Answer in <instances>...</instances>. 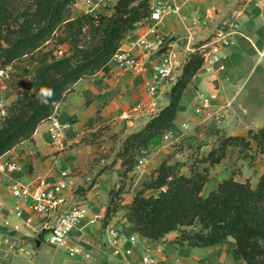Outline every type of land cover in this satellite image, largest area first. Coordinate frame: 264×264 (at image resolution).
<instances>
[{
	"label": "crops",
	"instance_id": "1",
	"mask_svg": "<svg viewBox=\"0 0 264 264\" xmlns=\"http://www.w3.org/2000/svg\"><path fill=\"white\" fill-rule=\"evenodd\" d=\"M164 2L178 6L179 12L165 15L157 24L144 19L126 35L120 49H127L142 37L151 40L155 29L158 35L172 38L180 52L182 65L178 68L177 77L188 57L186 48L196 49L203 45L216 30L222 28L228 31L232 45L220 52V64L224 66V71L216 76L219 82L217 92L213 93L205 86L206 76L199 74L200 68L182 93L174 124L167 132L170 140H164L163 136L154 138L147 148V164L138 172L127 173V178L137 175L135 184L142 178H151L154 170L170 154V145L177 143L184 146L183 154L186 156L176 153L175 161L171 158L167 164L174 173L187 176L192 165L191 157L206 156L216 146L218 137L244 135L249 130L259 128L251 127L255 124L264 127V5L256 6L253 0H150V7L154 10ZM98 12L104 14L102 9ZM110 12L111 9L105 13ZM60 50L66 52L68 47L63 45ZM134 55L138 70L120 69L110 61L106 74L98 72L74 84L72 91L56 107L60 123L71 124L60 144L51 142L49 124L45 121L37 127L30 141L20 143L0 157L12 159L20 168L19 171L0 173V225L10 216L15 204V199L9 193L12 186H29L33 190L40 182L50 185L60 181L61 174L65 173L69 203L83 202L87 210L84 220L71 232L69 245L84 248L91 264H140L145 247L152 249L160 264H246L243 260L234 261L226 244L179 246L174 242L176 232L169 233L159 241L138 236V244L130 256L115 257L105 248L104 242L100 243L101 218L110 190L120 184L121 165L119 159L112 157L106 161L94 160L102 149H98L99 145L95 142L112 138L123 141L128 135L139 131L168 103V92L172 85L162 87L160 106L153 112L150 107L152 98L146 91L145 82L151 75L154 59L139 52H134ZM198 94L208 101V108L201 113L195 112L200 105ZM216 115L220 116L219 120ZM205 166L207 164H203ZM259 175L254 179V185ZM210 178L209 175V181ZM90 183V188L82 192L83 201H78L76 192ZM213 187L207 182L203 193L206 194ZM124 191L121 195L123 203L129 204L139 189L130 194ZM23 219L26 224L20 232L10 233L9 243L13 248L19 244H30V247L39 249L42 237L38 246L35 241L39 233L42 236L46 233L43 230L44 220L26 206ZM121 223L123 225L116 228L122 236L134 235L131 227L125 224V219ZM2 249L0 264H12L11 256L15 251H10L8 244H3Z\"/></svg>",
	"mask_w": 264,
	"mask_h": 264
},
{
	"label": "trees",
	"instance_id": "2",
	"mask_svg": "<svg viewBox=\"0 0 264 264\" xmlns=\"http://www.w3.org/2000/svg\"><path fill=\"white\" fill-rule=\"evenodd\" d=\"M17 2L0 0V70L27 57L34 59L37 68L28 83L20 84L22 93L3 107L0 157L30 141L37 127L48 120L79 80L98 72L106 74L123 39L152 11L150 0H116L110 13L83 11L74 15L75 0H30L25 6L30 20L19 23ZM49 40L54 41V47L46 49ZM63 45L68 50L58 55ZM202 64L200 52L189 54L169 89L168 103L139 131L122 141L116 152L121 179L134 171L139 151L172 128L182 93ZM231 148L240 153L253 151L254 156L264 158V127L249 130L246 135L218 137L216 146L199 160L207 166L200 169L192 164L187 176L174 173L167 159L161 162L124 206V219L133 233L159 241L176 232L174 242L179 246L226 244L234 261L264 264V172L255 185L228 176L203 193L209 182V167L221 163ZM91 184L80 191L89 189ZM147 190L153 193L145 195ZM123 191V182L110 190L104 218L119 209Z\"/></svg>",
	"mask_w": 264,
	"mask_h": 264
},
{
	"label": "built area",
	"instance_id": "3",
	"mask_svg": "<svg viewBox=\"0 0 264 264\" xmlns=\"http://www.w3.org/2000/svg\"><path fill=\"white\" fill-rule=\"evenodd\" d=\"M253 2L256 6L264 5V0H253ZM74 6L84 12L96 11L95 8L97 7L94 0H75ZM178 12V6L169 2L160 3L151 11L147 20L154 21L157 24L165 15L177 14ZM152 33L153 38L151 40L142 37L131 43L125 50L119 48L112 56L111 61L117 68L135 71L138 70L139 66L134 52H139L154 59L151 75L145 82V88L152 98L150 107L155 112L160 106L159 95L162 87L165 84L174 82L178 68L181 67L182 63L179 58L180 52L175 48L172 38L158 35L155 29ZM231 45L230 33L220 28L198 50L187 47L186 53L189 55L195 51L200 52L203 64L199 74L204 77H216L220 72L224 71V66L220 64L221 49ZM5 70H0V76L4 74ZM197 99L200 105L196 107L195 112L201 113L202 110L208 108V101L202 98V94H198ZM4 115L5 110L1 107L0 117ZM216 118L219 120L220 116L216 115ZM47 122L49 124L48 132L51 142L54 145L60 144L65 137V133L71 128V124L60 123L56 108ZM163 139L166 141L170 140L169 134L165 133ZM148 157L149 152L147 149L139 151L134 167L135 172H138L147 164ZM19 170V166L12 159H0L1 174ZM66 176L65 173H62L61 180L50 185L40 182L39 186L33 190H30L29 186L23 185H14L9 189L10 195L15 199V204L10 213L12 220L9 219L10 216H7L0 225V252L3 250V244H8L10 251L17 250L9 243L10 233L20 232L22 226L26 224V220L23 219V209L26 206L44 220L43 230L48 233L46 243L49 246L55 249H65L71 257L81 256L85 259L89 258V254L81 246L69 245L71 232L84 220L87 210L83 202L69 203L67 197L68 183L64 180ZM137 244L138 236L136 234L124 237L116 227L106 226L104 246L110 251L111 255L115 257L130 256ZM0 259H2V255H0ZM139 262L140 264H160L149 247L144 248Z\"/></svg>",
	"mask_w": 264,
	"mask_h": 264
},
{
	"label": "rangeland",
	"instance_id": "4",
	"mask_svg": "<svg viewBox=\"0 0 264 264\" xmlns=\"http://www.w3.org/2000/svg\"><path fill=\"white\" fill-rule=\"evenodd\" d=\"M97 7L95 8L96 12L98 10L104 11V13L107 11L109 12L112 3L115 0H94ZM110 1V2H108ZM27 4H30V0H19L17 2V10L20 13L18 17V22L22 23L24 21L30 20V11L25 10V6ZM80 8H77L75 6L72 7V13L78 14L80 13ZM83 12V11H82ZM54 41L49 40L48 45L46 49H51L54 47ZM62 47V46H61ZM60 47V48H61ZM59 48V49H60ZM61 50L57 53L60 55ZM37 68V63L34 61L33 58L27 57L24 58L20 62H16L12 64L11 66L7 67L4 74L0 76V108L9 106L17 97L19 93H22V88L20 87L21 83H28L30 81V78L32 77L33 72ZM1 120V117H0ZM251 127L260 128V125L255 124L251 125ZM258 129V128H257ZM246 135V134H244ZM223 137L225 135H222ZM221 137V136H220ZM100 139V138H98ZM94 141V139L92 140ZM122 140H118V138H112L110 139H100L96 141L95 143L98 144V149H101L100 152H97V157L94 160H110L111 157L114 160H117L116 158V151L120 149V144ZM85 142V141H84ZM170 154L166 156V159L168 161L171 160L175 161L174 155L176 153L183 154L184 146H181L180 144H173L170 145ZM186 155L183 154V157ZM202 158V157H201ZM192 164H195L198 168H202L203 164L199 163L200 157H191ZM264 172V158L260 155H253V151H243L242 153L239 152L237 148H231L228 149L227 156L225 159L222 160L220 164L217 166H212L209 169V175L211 176L209 181V186H215L217 182L222 180L223 178H226L228 176H233V178L236 181L244 182L248 180L251 185H254V179L257 178V176ZM137 175L127 178L126 176L121 179L120 182H123L125 184V193H132L135 192L137 189L141 190L142 186L141 184L149 181V178L140 179L138 184H135V178ZM152 177V174L151 176ZM144 180V181H142ZM142 181V182H141ZM208 188V187H207ZM83 190H78L76 194L78 195V201L81 200ZM153 193V191L147 190L144 191L145 195H149ZM124 199L122 197H119V209L112 213L108 218H101V228H100V236L99 240L100 243L104 242L105 238V228H103V223H106V226H122L121 220L124 219L125 209L124 206L126 204L123 203ZM107 206V205H106ZM106 209V207H105ZM105 214V211H104ZM11 220V216L9 217ZM126 224V222H125ZM48 233H44L41 239L40 248L37 249L35 246L30 247V244H19L16 248L14 255L11 256V263L12 264H91L88 259H85L81 256H74L71 257L68 252L65 249H55L51 246H49L47 241ZM30 242V240H29ZM19 249H22L20 251Z\"/></svg>",
	"mask_w": 264,
	"mask_h": 264
},
{
	"label": "water",
	"instance_id": "5",
	"mask_svg": "<svg viewBox=\"0 0 264 264\" xmlns=\"http://www.w3.org/2000/svg\"><path fill=\"white\" fill-rule=\"evenodd\" d=\"M218 85H219V82H218V80H217V78H216L215 76H208V77H206V83H205V86H206L209 90H211L213 93L217 92V90H218ZM210 96L212 97L213 94H210ZM41 237H42V234L39 233V234L37 235V238H36V241H35V242H36V246L39 245Z\"/></svg>",
	"mask_w": 264,
	"mask_h": 264
}]
</instances>
